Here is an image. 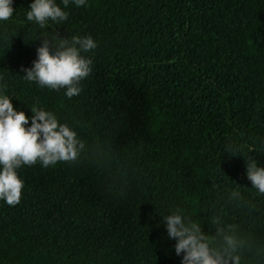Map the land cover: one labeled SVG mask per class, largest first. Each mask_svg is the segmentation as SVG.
<instances>
[{
  "label": "trees",
  "instance_id": "1",
  "mask_svg": "<svg viewBox=\"0 0 264 264\" xmlns=\"http://www.w3.org/2000/svg\"><path fill=\"white\" fill-rule=\"evenodd\" d=\"M55 2L68 17L42 29L26 19L32 0H12L0 94L28 117L52 112L83 147L17 169L0 264H182L163 221L174 212L209 247L229 235L239 264H264V194L246 176L248 162L264 167V0ZM72 36L97 44L79 95L23 78L43 39Z\"/></svg>",
  "mask_w": 264,
  "mask_h": 264
},
{
  "label": "clouds",
  "instance_id": "2",
  "mask_svg": "<svg viewBox=\"0 0 264 264\" xmlns=\"http://www.w3.org/2000/svg\"><path fill=\"white\" fill-rule=\"evenodd\" d=\"M72 2L77 7L86 6V0ZM62 3L67 8L69 0H62ZM29 9L27 21L37 23L42 29L48 21L59 24L68 17L55 0H32ZM13 11L12 0H0V21L9 20ZM96 47L91 36H72L70 40L59 39L54 44L43 39L32 67L23 69V78L49 89H66L68 98L77 96L82 90L80 82L92 71V59L83 54ZM53 48L54 51H50ZM31 112L32 116L28 117L23 111H17L10 98L0 94V200L9 206L20 202L24 187L17 169L37 162L45 168L58 162H73L83 147L76 132L59 123L52 112L37 107H32ZM29 119L31 124L26 126ZM246 176L251 186L264 194V167L250 161L246 164ZM163 221L168 236L176 240V253H183L182 264H228V259L232 264H239V256L232 254L237 247L234 237L225 235L226 248L217 250L209 247L208 237L200 227L185 223L179 212L163 216Z\"/></svg>",
  "mask_w": 264,
  "mask_h": 264
}]
</instances>
